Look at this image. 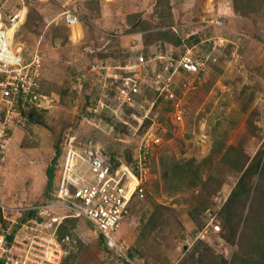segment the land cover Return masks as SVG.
<instances>
[{"label":"rangeland","instance_id":"obj_1","mask_svg":"<svg viewBox=\"0 0 264 264\" xmlns=\"http://www.w3.org/2000/svg\"><path fill=\"white\" fill-rule=\"evenodd\" d=\"M10 3V10L25 6L23 23L10 28L2 15L0 26L25 58L44 54L40 91L51 102L33 121L25 114L12 132L0 201L7 208L45 201L46 170L71 140L85 154L101 152L126 165L145 145L146 194L130 203L115 232L133 260L244 264L253 256L246 238L264 227V0ZM66 10L79 16L78 24L65 25ZM210 36L226 39L217 61L173 77L171 100L158 96L151 79L162 70L160 57L202 51ZM124 78L140 88L130 103L115 98ZM207 209L217 210L212 224L219 232L203 238ZM2 226L0 218V235ZM62 226L73 245L61 264H118L83 220Z\"/></svg>","mask_w":264,"mask_h":264},{"label":"built area","instance_id":"obj_2","mask_svg":"<svg viewBox=\"0 0 264 264\" xmlns=\"http://www.w3.org/2000/svg\"><path fill=\"white\" fill-rule=\"evenodd\" d=\"M22 1V0H21ZM10 0L0 2L2 15L10 28L23 23L26 9L20 5L10 10ZM67 26L79 23L78 15L66 10L62 14ZM217 24V22H211ZM8 28L0 26V170L4 156L12 140L15 128L25 123L29 110L43 111L49 108L51 99L40 91L43 55L37 53L29 58L12 46ZM208 47L202 51L184 50L182 53L160 57L161 72L155 73L152 83L158 96L173 98L169 82L179 72L196 74L206 70L217 61L226 44L222 36L208 38ZM144 62L143 57L138 63ZM162 82V88L158 84ZM151 83V84H152ZM116 99L130 103L140 88L130 78H124L116 88ZM60 148L55 160V171L50 197L38 205L26 208H7L0 201V218L3 220L0 235V264H61L73 240L68 234L59 235L65 219L83 220L101 236L107 249L118 264H138L129 257L127 248L117 241V231L132 201L142 200L149 182L147 159L149 148H139L138 157L129 165L113 163L101 152L87 154L71 146ZM2 181L0 176V191ZM60 210L67 211L60 215ZM22 212H26L22 215ZM210 223L201 235L218 233L212 224L210 209L206 210ZM12 217L8 218L7 215ZM209 226L212 231L209 232ZM204 238V237H203Z\"/></svg>","mask_w":264,"mask_h":264},{"label":"trees","instance_id":"obj_3","mask_svg":"<svg viewBox=\"0 0 264 264\" xmlns=\"http://www.w3.org/2000/svg\"><path fill=\"white\" fill-rule=\"evenodd\" d=\"M23 114L24 115L26 114L27 117L29 118V120L33 121V120L36 119L35 117H36V115L38 113L34 109H31L27 113L23 112ZM56 152H57V154H56V156H55V158L53 160V163H52L53 166H51L50 168H47V170H46V178H47V188L46 189L47 190H45V196L47 198L50 197L49 193H50V191L52 189V182H53V177H54V172H53L54 171V164H55L56 158L59 156L60 149H57ZM249 171H251V170H249ZM249 171L245 172L242 175V177L240 178V181L237 184V187L234 190V192L232 194V197H235L238 194H240V189L242 188L241 184H242L244 178L248 175ZM216 211L214 209H212L211 210V214H214ZM209 217L210 216H206L205 217L206 220H208ZM212 221H211V223H212ZM62 225L60 226V229H59V235L60 236L64 235L63 232H65V231H62L63 230V226ZM237 233H238V230H237ZM233 234H234V232H233ZM98 237H99L98 238V243L101 246V248L103 249V251L108 253V254H111L110 251L107 249V246L105 244L104 239L101 236H98ZM246 242L249 244L250 250L253 252L254 255L253 256L249 255L248 257L245 258V260H242V262L244 264H264V227L263 228H259L258 232H254L252 236H249L248 238H246ZM250 256H252V257H250ZM129 257L132 260L134 259V256L131 253H129Z\"/></svg>","mask_w":264,"mask_h":264},{"label":"clouds","instance_id":"obj_4","mask_svg":"<svg viewBox=\"0 0 264 264\" xmlns=\"http://www.w3.org/2000/svg\"><path fill=\"white\" fill-rule=\"evenodd\" d=\"M75 14V13H74ZM11 37V36H10ZM12 41V40H11ZM31 56V55H30ZM36 111V110H35Z\"/></svg>","mask_w":264,"mask_h":264},{"label":"crops","instance_id":"obj_5","mask_svg":"<svg viewBox=\"0 0 264 264\" xmlns=\"http://www.w3.org/2000/svg\"><path fill=\"white\" fill-rule=\"evenodd\" d=\"M2 188H3V184H2Z\"/></svg>","mask_w":264,"mask_h":264},{"label":"bare ground","instance_id":"obj_6","mask_svg":"<svg viewBox=\"0 0 264 264\" xmlns=\"http://www.w3.org/2000/svg\"><path fill=\"white\" fill-rule=\"evenodd\" d=\"M11 32V31H10Z\"/></svg>","mask_w":264,"mask_h":264}]
</instances>
